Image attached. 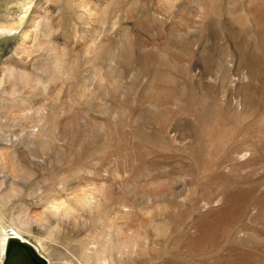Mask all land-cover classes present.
Masks as SVG:
<instances>
[{
  "label": "rangeland",
  "instance_id": "obj_1",
  "mask_svg": "<svg viewBox=\"0 0 264 264\" xmlns=\"http://www.w3.org/2000/svg\"><path fill=\"white\" fill-rule=\"evenodd\" d=\"M264 264V0H0V264Z\"/></svg>",
  "mask_w": 264,
  "mask_h": 264
},
{
  "label": "water",
  "instance_id": "obj_2",
  "mask_svg": "<svg viewBox=\"0 0 264 264\" xmlns=\"http://www.w3.org/2000/svg\"><path fill=\"white\" fill-rule=\"evenodd\" d=\"M4 257L3 264H48L32 244L16 238L8 240Z\"/></svg>",
  "mask_w": 264,
  "mask_h": 264
},
{
  "label": "bare ground",
  "instance_id": "obj_3",
  "mask_svg": "<svg viewBox=\"0 0 264 264\" xmlns=\"http://www.w3.org/2000/svg\"><path fill=\"white\" fill-rule=\"evenodd\" d=\"M13 238L20 239V236H18L17 233L14 234V232L9 231L8 238L6 239V244L8 243V240L13 239Z\"/></svg>",
  "mask_w": 264,
  "mask_h": 264
}]
</instances>
